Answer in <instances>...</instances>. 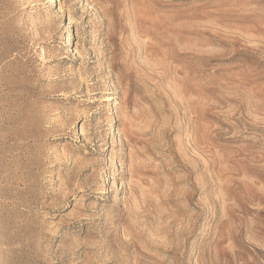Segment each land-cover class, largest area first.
I'll list each match as a JSON object with an SVG mask.
<instances>
[{
  "label": "rangeland",
  "instance_id": "rangeland-1",
  "mask_svg": "<svg viewBox=\"0 0 264 264\" xmlns=\"http://www.w3.org/2000/svg\"><path fill=\"white\" fill-rule=\"evenodd\" d=\"M0 264H264V0H0Z\"/></svg>",
  "mask_w": 264,
  "mask_h": 264
}]
</instances>
